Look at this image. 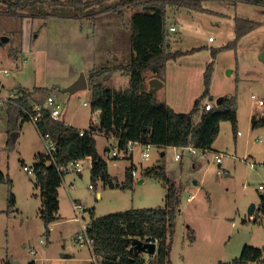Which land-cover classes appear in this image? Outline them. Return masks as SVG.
<instances>
[{
	"label": "rangeland",
	"instance_id": "obj_1",
	"mask_svg": "<svg viewBox=\"0 0 264 264\" xmlns=\"http://www.w3.org/2000/svg\"><path fill=\"white\" fill-rule=\"evenodd\" d=\"M118 2L113 0V4ZM201 7L203 10L182 9L177 14L178 8H168V28L170 23L177 25V32L168 34L174 41L172 51L183 54L168 62L164 85L153 94L157 103H164L174 112H189L205 92V72L212 64L206 101L216 105L219 98L237 97L238 126L235 132L230 122H221L219 136L208 153L198 151L194 156L177 148L154 146L151 158L144 160L145 167L162 160L167 174L183 187L172 264L228 263L239 257L246 245L264 251V218L260 217L258 224L253 222L264 195L259 189L264 185V127L254 131L251 123L252 118L264 116V108L258 110L255 102L264 100V63L260 59L264 52V1L201 0ZM136 10L140 9L119 6L94 17L75 18L73 8L47 2L15 13H7L0 4V99L16 90L30 92L38 102L56 94L62 119L68 125L83 130L98 128L101 113L92 110L90 82L87 89L73 94L64 90L81 74L90 79L95 72L99 75L92 81L113 91L131 86L130 78L119 68L133 59L131 20ZM236 19L261 26L233 47ZM39 88L46 91H36ZM237 133L241 136L237 137ZM43 136L32 121L23 120L6 105L0 107V173L5 178L0 182V264H29L34 258L32 251L37 252V257L50 258L51 264H90L62 258V254L90 262L92 258L90 248L75 241L81 224L72 199L81 201L86 209L96 207L100 216L165 206L166 189L159 179L144 176L141 171L144 183L136 179L133 189L113 191L104 187L100 179L93 180L88 159L81 178L72 173L63 177L59 199L66 218L58 225L51 223V233L46 234L36 173L24 171L25 166H35L38 155H45ZM95 140L109 173L124 177L132 162L112 158L114 139L97 134ZM137 151L133 164L139 165ZM177 154L182 156L181 162L175 161ZM216 154L223 155V174L218 173ZM193 162L198 163V168H193ZM188 185L192 188L188 189ZM99 191L101 198L97 197ZM11 194L15 196L14 206L9 204ZM193 194L194 199L189 201ZM253 203L258 209L250 215ZM85 219L90 221L89 212Z\"/></svg>",
	"mask_w": 264,
	"mask_h": 264
},
{
	"label": "trees",
	"instance_id": "obj_2",
	"mask_svg": "<svg viewBox=\"0 0 264 264\" xmlns=\"http://www.w3.org/2000/svg\"><path fill=\"white\" fill-rule=\"evenodd\" d=\"M46 2L50 5L73 8L77 12L75 18L94 17L116 10L119 6L140 9L136 10L131 20L133 59L129 64L119 68L130 78L131 86L123 91H113L102 83L92 81L99 75L98 72L87 79L92 90V110L101 113L100 126L88 130L79 129L68 125L65 120L52 119L49 112H45L39 120L37 128L40 133L50 135L56 142L60 164L89 159L94 181L100 179L111 188L133 189L135 182L132 172L135 166L127 168L124 184H115L109 174L107 162L98 152L95 140L97 134L115 136L120 141V146H125L130 141L149 142L158 148L191 146L202 152H210L219 136L221 122H230L233 130L237 131V97L223 98L212 110H204L206 99L210 95L212 64L205 72L204 94L187 113H176L164 103H157L155 95L146 88L145 73L153 72L162 77L167 62L183 54L182 51H171L170 48L168 8L199 11L203 10L201 0H120L116 4H113V0H0L7 13H15L37 3ZM235 26L236 36L231 44L233 47L261 24L236 19ZM36 91L46 90L39 88ZM18 103L31 109L26 100H18ZM8 108L23 120H28L19 108L13 105ZM253 124L254 128L259 124L263 125L264 117L259 121L254 118ZM83 131L84 135L81 134ZM35 167L36 185L40 189L42 201L41 218L45 223V233L49 235L51 223L59 219V188L64 176L55 166L47 164L43 154L37 156ZM143 175L162 181L166 189L165 206L130 209L99 217L90 212L89 235L95 240L94 252L101 258L100 264H147L149 258L146 255L136 254L131 244L133 239L144 242L158 240L157 253L154 258L150 257V264H172L173 236L182 203L183 187L167 174L164 164L145 169ZM4 181L5 178L0 173V182ZM9 202L10 206H14L13 194ZM260 217L264 218V195H261L259 209L254 214L253 222L257 224ZM220 264H264V251L246 245L239 257Z\"/></svg>",
	"mask_w": 264,
	"mask_h": 264
},
{
	"label": "built area",
	"instance_id": "obj_3",
	"mask_svg": "<svg viewBox=\"0 0 264 264\" xmlns=\"http://www.w3.org/2000/svg\"><path fill=\"white\" fill-rule=\"evenodd\" d=\"M170 31H176V27L170 26ZM210 41H213V38L210 37L209 38ZM8 71H6V74L8 75ZM254 98V97H253ZM18 100H26L27 104L31 107V109H29L27 106L21 105L18 103ZM256 105H257V109L258 110H262L264 108V100L263 99H256L255 100ZM3 105H6L7 107H9L10 105H13L17 108H19L24 116L29 119L30 121H32L36 126L39 122V120L41 119V117L43 116V114L45 112H49L50 116L52 119L56 120V121H62V106L60 104L57 103V95L56 94H51L49 95L44 102H38L34 99V97L31 95L30 92L28 91H21V90H16L14 91L8 98L1 100L0 99V107H2ZM85 106H87L88 104L85 103ZM214 108V104H212L211 102L206 101L205 105H204V110L205 111H210ZM264 116L260 117L263 118ZM259 118V117H257ZM82 135H84V131L81 132ZM240 135V133H239ZM43 141L45 143V148H46V153H45V158L47 160V164L49 165H53L55 166V168L58 170V172L65 176V174H68L70 172H75L78 174H82L83 172V162L84 160H75V161H71L69 163L66 164H60L58 162V156H57V146H56V142L55 140L50 136V135H44L43 137ZM111 138L114 139V141L116 143H114V147H113V151L111 153V156L113 159L116 160H128L133 162L134 159V155L137 151V147L140 148L139 154H140V159L142 161L147 160L150 156L151 150L154 147V145H152L149 142H127L125 146H120V141L115 137V136H111ZM182 152L188 151L190 153H192L193 155H197L198 151L197 149L189 146V147H181V148H177ZM204 153H208V152H204ZM181 155L177 154L175 156L176 160H180L181 159ZM223 155L222 154H216L215 155V160L217 164H221L222 162V158ZM252 167H255L253 164H251ZM262 168L264 169V164H262ZM24 171L27 173H36V167L32 166V167H24ZM219 174H223L222 170L218 171ZM132 176L134 179H140L139 177V173L137 171L136 168L133 169L132 172ZM91 189H94L93 185L90 186ZM260 190H264V185H260L259 187ZM191 195L189 197V201L192 199ZM74 206V211L76 213V217L79 220L80 224H81V232L76 236L75 241L77 244L81 245V246H87L90 248L91 254H92V258L90 259L91 262L93 264H100V262L98 261V258H100L98 255H96V253L94 252V244H95V240L90 237L89 235V229H90V221H86L85 219V215L89 212L88 209L85 208V206L81 203H77L74 202L73 203ZM149 243H155L157 245V249H158V240L154 241H150ZM157 253V252H156ZM156 253L154 255H149V254H145L146 256H148V260H147V264L151 263V256L156 255ZM32 255L34 256L33 260L31 262H33V264H50V260L47 258H41V257H37V252L36 251H32Z\"/></svg>",
	"mask_w": 264,
	"mask_h": 264
},
{
	"label": "crops",
	"instance_id": "obj_4",
	"mask_svg": "<svg viewBox=\"0 0 264 264\" xmlns=\"http://www.w3.org/2000/svg\"><path fill=\"white\" fill-rule=\"evenodd\" d=\"M263 1L264 0H261V1H259V2H257V4H263ZM182 10V8L181 9H179L177 12H175V14H177L179 11H181ZM184 10H188V9H184ZM174 13H173V15H175ZM177 24V23H176ZM174 24L173 23H170V26H173ZM175 27H177V25H174ZM255 31V30H254ZM172 32V31H171ZM174 32H177V28H176V31H174ZM248 35V34H247ZM246 35V36H247ZM169 41H170V48H171V51H172V47H173V42L174 41H172L171 39H169ZM210 42H214V40L213 41H210ZM170 61V60H169ZM168 61V62H169ZM168 62H167V67H168ZM166 71H167V68H166ZM166 71H165V73H166ZM164 73V74H165ZM148 75H149V77H148ZM164 76V75H163ZM163 76L162 77H159V76H157L156 74H154L153 72H147V73H145V78L147 77V79H146V82L145 83H147L148 84V88H147V90L148 91H150V89H151V87H150V84H149V82H150V80H152V79H154V78H158L159 80H161V82H163ZM163 85H164V83H163ZM163 87V86H162ZM161 87V88H162ZM159 90V89H158ZM223 98H225V97H223ZM253 119L254 118H252L251 119V123H252V130H258V129H261V128H263L264 127V124L262 125V124H259L257 127H253ZM258 119V121L260 120L259 118H257ZM237 137H239V136H241V134L239 135V133H237ZM261 138V137H260ZM261 140H262V138H261ZM260 140V142L262 143V141ZM171 148V147H170ZM173 148H175V147H173ZM162 150V149H161ZM213 150V149H212ZM139 151V150H138ZM137 151V152H138ZM164 153L162 152L161 153V157H163L164 155H163ZM150 155H151V153H150ZM192 155V154H191ZM139 156H140V154H139ZM195 156V155H194ZM149 158H151V156H149ZM182 157H181V159L180 160H176L175 159V161L177 162V161H179V162H181L182 161ZM140 163H139V165H137V164H133V162H132V164L131 165H134L135 166V168L137 169V171H138V173H139V175H140V172L141 171H143L144 172V170L145 169H147V168H151V167H154V166H157V165H160V164H163L162 163V160H160L157 164H155V165H153V166H147V167H145L144 165H143V163L145 162V161H142L141 159H140ZM247 161V160H246ZM223 164V161L221 162V164H218V167L220 168L219 170H222L223 171V169H221V165ZM131 165H129L128 167H126V169H125V175H124V177H122V178H119V177H113L112 176V174H110V176H111V178L113 179V182L115 183V184H118V185H122V184H124L125 183V180H126V170H127V168H129ZM250 166H251V164H250ZM143 167H145V168H143ZM166 167V166H165ZM252 167V166H251ZM83 168L85 169L86 168V160H84V162H83ZM193 168L194 169H196V168H198V163L197 162H193ZM84 169H83V172H82V174H78V173H75V172H70V173H72V174H75V175H78L80 178L83 176V173H84ZM263 169V168H262ZM218 170V171H219ZM224 170H226V169H224ZM227 172V171H226ZM69 174V173H68ZM143 176V175H142ZM140 177V180H143V179H141V176H139ZM139 180V181H140ZM134 182H136V179H134ZM143 183H144V180H143ZM63 184V183H62ZM140 184V183H139ZM142 184V183H141ZM194 184L195 185H198V182H194ZM103 185H104V187H109V186H107L106 184H104L103 183ZM62 186V185H61ZM192 187L191 186H189L188 185V189H191ZM109 189L110 190H123V189H121V188H118V187H116V188H111V187H109ZM93 190H96V186H95V188L93 189ZM264 191V190H263ZM60 188H59V198H60ZM194 196H195V194H193V196H192V199L190 200V201H192L193 199H194ZM97 197L98 198H101L102 197V193L99 191L98 193H97ZM72 206H73V203L74 202H77V203H81L82 204V202L81 201H79L78 199H72ZM256 205V204H255ZM258 209V205H256V210ZM89 210V213L91 212L92 213V215H95L96 217H99L100 215L99 214H97V211H96V207H93V208H90V209H88ZM101 216H103V215H101ZM66 217H65V215H63V212H62V203H61V199H59V219L57 220V221H55V222H53L52 223V225L51 226H53V225H58V223H60V222H58L59 220H62V219H65ZM74 220H75V218H73ZM76 221V220H75ZM61 223H63V222H61ZM258 224V223H257ZM51 231V230H50ZM78 232L79 231H77L76 233L78 234ZM51 233V232H50ZM49 233V234H50ZM75 233V234H76ZM75 236V235H74ZM145 255V254H144ZM71 256L72 255H66V254H62V258H64V259H66V258H69V260H70V262L71 261H78L79 263H92V262H90L87 258H77V259H73V258H71ZM45 258H47V259H49L50 260V258H48V257H45ZM32 261V260H31ZM31 261L29 262V263H31ZM50 264H51V260H50ZM60 264H65V263H63V262H61Z\"/></svg>",
	"mask_w": 264,
	"mask_h": 264
},
{
	"label": "water",
	"instance_id": "obj_5",
	"mask_svg": "<svg viewBox=\"0 0 264 264\" xmlns=\"http://www.w3.org/2000/svg\"><path fill=\"white\" fill-rule=\"evenodd\" d=\"M261 61L264 63V52L260 55ZM151 90L149 91L150 93H154L158 89H160L163 86V82L159 80L158 78H154L150 80L149 82ZM1 85V82H0ZM88 88V80L85 76V74H81V76L70 86H68L64 92L66 93H76L78 91L84 90ZM223 98H219L217 100V105L221 103ZM164 155V154H163ZM139 183H143V180H140ZM256 209V205L253 203L249 209V214L253 215ZM132 246L136 252V254H149V255H154L157 252V245L155 243H149V242H144L139 239H133L132 240Z\"/></svg>",
	"mask_w": 264,
	"mask_h": 264
}]
</instances>
